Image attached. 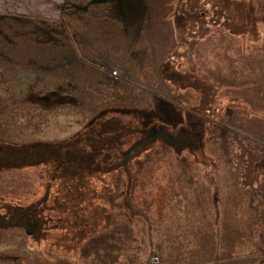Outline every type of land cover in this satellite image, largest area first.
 <instances>
[{"label": "rangeland", "instance_id": "rangeland-1", "mask_svg": "<svg viewBox=\"0 0 264 264\" xmlns=\"http://www.w3.org/2000/svg\"><path fill=\"white\" fill-rule=\"evenodd\" d=\"M113 127L125 131L106 164L127 170L91 175L108 215L79 241L52 164L0 161L1 202L48 190L50 208L40 237L0 229V264L264 261V0H0V145ZM211 209L248 222L250 239H211Z\"/></svg>", "mask_w": 264, "mask_h": 264}, {"label": "trees", "instance_id": "trees-1", "mask_svg": "<svg viewBox=\"0 0 264 264\" xmlns=\"http://www.w3.org/2000/svg\"><path fill=\"white\" fill-rule=\"evenodd\" d=\"M156 127L159 128L157 125L152 128ZM113 128L111 131L104 128L98 132L86 130L63 144L34 143L22 147L0 145V150H4V155H0V161L10 168L22 169L37 164H52L51 180H64L66 184L65 194L61 203H56V210L61 211V215L67 221L63 226L72 232L78 241L104 224L108 215L107 207L100 200L105 201L109 191H106L107 187L97 191L91 182V175L100 171L127 170V164L119 162L106 164V154L113 148L117 150L116 141L125 131L124 127ZM139 131L147 132L145 129ZM145 137L144 139L147 138ZM144 139L143 142H146ZM140 147L143 148V145ZM126 176L129 186L130 177L128 174ZM47 195L48 190L42 200L23 207L0 200L2 207L0 212H3L0 214V229L18 226L36 237L42 236V226L46 225L42 213L50 211ZM86 196L88 198L84 200ZM85 202L87 207L84 205Z\"/></svg>", "mask_w": 264, "mask_h": 264}, {"label": "crops", "instance_id": "crops-1", "mask_svg": "<svg viewBox=\"0 0 264 264\" xmlns=\"http://www.w3.org/2000/svg\"><path fill=\"white\" fill-rule=\"evenodd\" d=\"M261 191L263 192L262 194L264 196V190L261 189ZM249 193L250 192L245 193V191H241L239 195L242 198H244V196L249 195ZM263 204H264V199L262 200V205ZM217 211H214L213 209H211L210 211L211 216L213 215L216 216V217L213 216V218L205 214L203 216V219L207 224L201 225L202 228L204 227L209 228V235L211 239H243L244 237L245 239H250V233L248 231L249 229L248 222H244V220H241L240 222H238L236 218L235 220H232V216L229 215L228 210H227L228 214L226 213V215H223V214L219 215L220 213L218 214ZM262 217L264 218V214H262ZM262 225H263L262 228H264V222L262 223ZM243 227L247 228L246 233L243 231H237V229H243ZM222 255H225V258H219V256H222ZM211 257L214 259V261L205 263V264H248V262L251 260L260 259L259 253L257 255L247 254L243 258L244 260H242V262H235V260H241L239 259L240 256L231 257L229 254H226V253L211 252ZM257 264H264V261L263 262L259 261Z\"/></svg>", "mask_w": 264, "mask_h": 264}, {"label": "built area", "instance_id": "built-area-1", "mask_svg": "<svg viewBox=\"0 0 264 264\" xmlns=\"http://www.w3.org/2000/svg\"><path fill=\"white\" fill-rule=\"evenodd\" d=\"M155 263H157V258H154Z\"/></svg>", "mask_w": 264, "mask_h": 264}]
</instances>
